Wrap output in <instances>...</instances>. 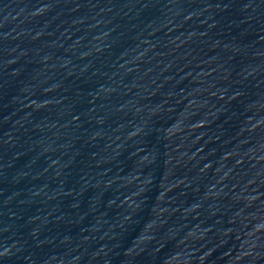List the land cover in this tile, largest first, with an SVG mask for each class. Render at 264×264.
Wrapping results in <instances>:
<instances>
[{
	"label": "water",
	"instance_id": "1",
	"mask_svg": "<svg viewBox=\"0 0 264 264\" xmlns=\"http://www.w3.org/2000/svg\"><path fill=\"white\" fill-rule=\"evenodd\" d=\"M0 264H264V0H0Z\"/></svg>",
	"mask_w": 264,
	"mask_h": 264
}]
</instances>
